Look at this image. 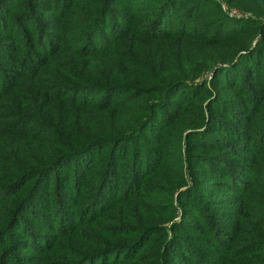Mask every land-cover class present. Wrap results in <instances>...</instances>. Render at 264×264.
<instances>
[{"label": "trees", "instance_id": "trees-1", "mask_svg": "<svg viewBox=\"0 0 264 264\" xmlns=\"http://www.w3.org/2000/svg\"><path fill=\"white\" fill-rule=\"evenodd\" d=\"M44 4L52 9L62 7L56 43L49 28H43L37 19ZM76 4L77 0H0V105L7 111L3 126L17 128L12 152L21 148L8 163L0 150V264H44L49 260L60 264V259H52L54 251L60 249L62 239L66 245L71 242L70 235L76 228L72 221L70 230L63 231V225H56L49 202L63 208L67 203L68 214L76 213L96 159L108 168V172L102 168L101 180L114 174L123 161L130 162L132 175H139L143 183L150 172L135 168L140 162L137 145L146 136L159 142L163 125L171 124L165 122L163 109L172 106L192 117L187 152L208 148L189 160L195 179L213 175L228 181L237 175L238 168L226 156L233 148L223 134L255 148L264 147V47L249 46L250 39L264 30L257 7L253 9L256 17L238 18L224 12L215 0H89L85 2L86 18L77 20L74 28L70 18ZM71 30L78 36L76 58L68 63L63 51L67 50L66 35ZM177 37L207 47V55L192 58L184 54V69L173 70L163 57ZM82 59L89 63L81 64ZM103 64L115 71L113 78L97 69ZM204 72H210L211 77L199 79ZM123 76L129 81H120ZM92 91L102 93L101 108H97L99 100L80 97ZM124 97L139 99L141 104L133 111L134 117L128 114L129 119L125 111L132 104L121 105ZM175 99L189 106L178 108ZM107 146L114 151L105 159L100 154ZM235 148L237 155H242L244 148ZM97 150L99 156H94ZM259 155L264 156V151ZM184 184L183 175L176 187L181 189ZM196 186L201 187L200 182ZM194 191H180V206L190 207L202 218V212L191 208ZM97 195L92 192L87 207L92 199L96 202ZM162 208L152 205L151 213L165 215ZM177 225L178 231H186L181 223ZM130 226L123 223L119 229L125 231ZM129 229L128 234L118 235H136L128 247L138 253L148 243L156 247V264L171 250L166 228L153 224ZM155 233L158 238L152 236ZM256 240L234 248L233 256L240 260L231 264H250L243 257L251 255L254 259L256 250L249 248L264 245L262 239ZM162 242L165 248L160 253L157 247ZM257 261L264 264V254Z\"/></svg>", "mask_w": 264, "mask_h": 264}, {"label": "rangeland", "instance_id": "rangeland-1", "mask_svg": "<svg viewBox=\"0 0 264 264\" xmlns=\"http://www.w3.org/2000/svg\"><path fill=\"white\" fill-rule=\"evenodd\" d=\"M45 1L51 2L52 0ZM87 1L89 0H77L75 10L72 12L74 16L70 18L71 22L74 23V28L78 25L77 20L86 18L84 11L86 10L85 2ZM215 1L220 3L224 12L238 18L256 17L253 9L257 7V18L264 24V0ZM27 3L30 5L29 1ZM52 8L47 4L41 6V10L37 12V19L43 28H49L48 31L52 39L54 40L56 37V43L58 38L56 24L62 17V15H59L62 7L57 8L55 6V9ZM47 9L52 11L46 13L45 10ZM61 13H63V10ZM101 29L104 32L108 31V28L100 27ZM73 34L74 36H72ZM77 36L75 30L68 31L66 35L67 50L63 52L66 54L68 63H73L76 58L74 48ZM260 40L264 42V30L259 32L253 39H250L249 46L254 47L260 44L261 47H264V43ZM100 43L102 44V42ZM170 44L165 50L163 59L173 67V70L184 69V63L186 62L184 54L195 58L208 53L207 47L204 49L200 43L183 38L177 37ZM183 49L186 52H181ZM122 54H124V51ZM80 63L88 64L89 62L87 59H82ZM108 66L109 64H103L97 69L104 76L111 79L115 76V71L107 69ZM211 75L210 72H204L199 79L202 80L211 77ZM113 81L111 80L110 83H113ZM120 81L129 80L123 76ZM92 92L83 93L80 97L98 101L103 96L98 91ZM233 95H236V93ZM126 98H129V95ZM126 98H122L121 105H125L126 102L132 104L129 111H125L126 117L129 119L128 114L134 117L133 111L141 104L139 99L131 101ZM134 102H137V104H134ZM99 105L100 100L97 103V108H101L102 105ZM175 105L178 108L189 106L183 105L182 100L179 99L176 100ZM114 108L111 110H114ZM83 110L85 113L89 111V109ZM162 112L165 115V122L171 124L163 125L165 130H162V134L158 138L159 142L157 143L146 136L137 145L138 149L140 148L138 150L140 162L135 168L141 172H150L143 183L139 175H132L130 162L123 161L115 168L114 174L109 175L104 181L101 180L100 172L102 168L104 167L107 172L108 168L102 166L101 161H96V159L92 173L88 177L89 182L83 187L81 193L83 203L79 205V211L77 210L76 213L70 215L68 214L67 203L66 207L63 208L57 205L54 206V201L49 202L51 204L50 212L55 218L56 225H63V231L70 230L74 224L76 228V232L70 235L71 242H68V245L62 243L65 241L63 239L60 242L58 241L60 249L54 251L56 253L52 259H60V264L71 263L72 261L73 264H156L153 257L156 247H152L148 243L147 247L138 253L133 247H128V243L136 235L133 237L131 235H118L128 234L129 228L132 226H149L153 224L157 227L166 228V234L171 242V250H167L163 259H159V264H231L235 260H240L234 258V248L239 245L253 244L251 241L256 238V242L260 239L264 242V231L262 230L264 228V156L259 155L264 151V147L257 145L255 148L245 144L244 141L222 133L233 148L232 151L230 149L227 151L226 156L229 163L232 162L235 169L238 168L237 175L234 176V179L230 180L229 178L228 181H223V179H218L217 176L213 175H205L204 177L198 175L195 179L190 169L189 160L193 154L199 153L201 150H208V148L201 149L197 147L195 151L187 152V134L193 130L191 126L194 125L191 122L192 117L187 114V111L184 114L179 109L176 110L170 106V110L163 109ZM6 116L7 111L4 105H0V150L3 153L4 160L8 163L11 156L15 157L18 152H21V148L14 149L12 152L14 130H17V128L12 127V129H9L3 126ZM258 116L260 117V114ZM247 132L248 130L244 131L245 134ZM142 147L143 149H141ZM235 147L244 148L242 155H237ZM111 150L114 151V149H110V146L103 148L100 157L104 155L106 159ZM99 153L100 151L97 150V154L94 156H99ZM128 159L130 160L131 157H128ZM212 163H217V161H212ZM137 173L139 174L138 171ZM183 175L185 186L179 189L176 186ZM197 182H200L201 187L196 186ZM186 188L195 190L196 195L191 201L194 207L191 208H197L196 212H202V218H198L194 213L195 211H191L190 207L182 208L180 206L178 196L180 191ZM64 190L66 189L64 188ZM89 190L93 194L98 193V195L96 202L92 199L87 207L86 204L89 203L92 194ZM154 191H161V194L155 195ZM86 192L88 193L86 194ZM62 200L67 202V199ZM155 204L162 205V210L167 213L165 215L152 214L151 206ZM48 212L46 211L45 215ZM211 213L215 215L216 219L211 216ZM186 214L189 215L186 216ZM44 218L46 217L44 216ZM183 220L184 223H182ZM123 223L131 226L125 231L120 230L119 228ZM177 223H181L186 231H178ZM191 225L195 227H191ZM151 228L149 227L150 230ZM214 229H216V232H214ZM61 233L66 234L67 232ZM214 235L216 237H213ZM152 236L158 238L157 233ZM162 236L164 235L162 234L160 238ZM73 245H75L74 248ZM69 248H71L70 255L65 256ZM164 248V242H162L158 244L157 250L161 253ZM260 248H264V245ZM260 248H249L250 251L256 250L254 251L256 255H253L256 257L252 259L251 255H245L246 257H243V260H249L250 264H258L257 259L264 254V251ZM136 253H138V257L134 260L131 259ZM159 258H161L160 254ZM129 259L131 261H128ZM44 264L55 263H51L49 260Z\"/></svg>", "mask_w": 264, "mask_h": 264}]
</instances>
